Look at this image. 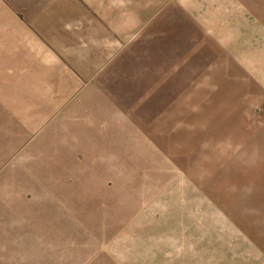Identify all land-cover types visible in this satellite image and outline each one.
Segmentation results:
<instances>
[{
  "label": "rangeland",
  "instance_id": "1",
  "mask_svg": "<svg viewBox=\"0 0 264 264\" xmlns=\"http://www.w3.org/2000/svg\"><path fill=\"white\" fill-rule=\"evenodd\" d=\"M0 264H264V0H0Z\"/></svg>",
  "mask_w": 264,
  "mask_h": 264
}]
</instances>
